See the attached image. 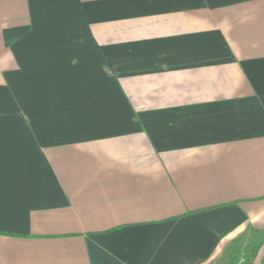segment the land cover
I'll use <instances>...</instances> for the list:
<instances>
[{
    "label": "crops",
    "instance_id": "obj_1",
    "mask_svg": "<svg viewBox=\"0 0 264 264\" xmlns=\"http://www.w3.org/2000/svg\"><path fill=\"white\" fill-rule=\"evenodd\" d=\"M264 0H0V264H264Z\"/></svg>",
    "mask_w": 264,
    "mask_h": 264
},
{
    "label": "rangeland",
    "instance_id": "obj_2",
    "mask_svg": "<svg viewBox=\"0 0 264 264\" xmlns=\"http://www.w3.org/2000/svg\"><path fill=\"white\" fill-rule=\"evenodd\" d=\"M263 262H264V260H263Z\"/></svg>",
    "mask_w": 264,
    "mask_h": 264
}]
</instances>
